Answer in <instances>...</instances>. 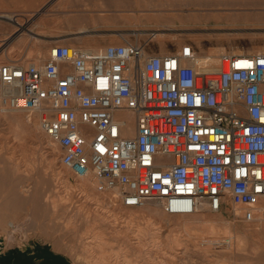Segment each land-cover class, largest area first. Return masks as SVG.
I'll return each instance as SVG.
<instances>
[{
    "label": "built area",
    "instance_id": "obj_1",
    "mask_svg": "<svg viewBox=\"0 0 264 264\" xmlns=\"http://www.w3.org/2000/svg\"><path fill=\"white\" fill-rule=\"evenodd\" d=\"M220 62L201 72L190 44L171 55L131 42L56 44L40 63L0 64V105L37 114L62 165L119 190L126 207L158 202L191 215L232 206L252 223L264 206V54Z\"/></svg>",
    "mask_w": 264,
    "mask_h": 264
},
{
    "label": "rangeland",
    "instance_id": "obj_2",
    "mask_svg": "<svg viewBox=\"0 0 264 264\" xmlns=\"http://www.w3.org/2000/svg\"><path fill=\"white\" fill-rule=\"evenodd\" d=\"M0 15L17 16L19 20L16 24L0 18V64L20 60L40 63L48 59L50 48L56 44L97 50L131 42L144 45L148 54L160 55L175 54L190 44L203 64L208 56L264 51V0H0ZM30 18L34 19L33 32L42 40L37 52L31 50L30 33H20ZM1 111L0 105V175L6 180L0 178V191L36 190L43 199L41 205L53 208L56 204L57 208L49 212L40 209L41 216L35 219L26 210L4 208L0 216V259L20 252L25 258L17 255L13 264H43L48 254L65 264H86L75 255L84 251L81 237L86 236L79 232L94 214L101 220L105 238L117 248L108 230L114 224L124 225L121 212L127 215L139 209L126 207L122 201L113 207L103 197L111 191L102 182L97 191L82 189L70 171L67 185L46 160L47 143L55 145V153L61 158L59 146L41 131L43 143L28 124L10 121ZM145 216L134 221V229L147 224L158 232L162 249L173 257L163 264H264V210L260 216L262 229L253 233L245 231L248 224L232 206L219 213L210 212V217L224 221L217 228L198 215H189L207 231L206 235L198 231L188 235L177 222L169 221L171 215L162 206L156 214ZM225 228L238 238L235 250L220 247L219 238L227 236ZM8 230L15 237L12 244L7 240ZM54 239L63 243L58 242L60 250L55 248ZM177 243L180 246H175ZM65 246L74 250L73 256ZM159 255L153 252V264H158Z\"/></svg>",
    "mask_w": 264,
    "mask_h": 264
},
{
    "label": "bare ground",
    "instance_id": "obj_3",
    "mask_svg": "<svg viewBox=\"0 0 264 264\" xmlns=\"http://www.w3.org/2000/svg\"><path fill=\"white\" fill-rule=\"evenodd\" d=\"M37 16H41V14H37ZM0 18L5 19L12 23L19 24L18 22L19 20L17 19V16L0 15ZM33 21L34 19L30 18L28 24L26 26L21 27L20 33L21 32L30 33V37L33 39V43L31 44V50H33L34 52H37L38 51L37 45L39 43H42V40L38 38L39 34L33 32V29H34ZM20 33H18L15 37H13L11 41H13ZM22 41L24 40H21L20 43ZM258 54H264V51L259 52ZM208 58H210V64L208 63ZM208 68L211 69L212 71H218L221 68H223L222 63L220 62V56H217V57L208 56L205 58V64L200 63L199 70L200 71L203 70L201 72L206 71ZM215 68H217L218 70H215ZM1 112L2 114H4L3 116L9 119L10 121H14L17 123L25 122L26 124H28L34 133H36L37 135H40V138L43 141V143L45 142V137L41 133L40 119L37 114H29L24 111H1ZM134 133H135L134 125H130L127 129V135L132 136ZM45 148L47 149L46 150L47 164L50 167H53L56 174L60 176L62 180L68 185V181H70L69 172H68L69 170L62 165L61 158L57 156V154L55 153V145L52 143H47ZM2 176L3 175H0V178L3 180V178L5 177H2ZM78 186L82 189L89 188L90 190L97 191L101 189V182L99 180H95L93 177H90L87 179L79 180ZM110 191L111 192L104 193L103 197L106 200V202L109 201L113 204L112 205L113 207L114 205L116 207V205L118 203H121L122 201L121 194L119 190L117 189L110 190ZM42 200L43 199H41L38 196L36 190L35 191H25L19 188H14V189L9 188L8 190L0 191V216L2 215L1 211L4 210V208L6 207L14 208L15 209L14 212L17 211V209L26 210L27 214L30 215L32 219H35L37 217L40 218L41 215L38 213L40 209H43L44 211L49 212L53 210V208L54 209L57 208L56 204L53 205V208L49 205L48 206L41 205L40 202ZM161 206L162 204L158 202H149L145 207L136 208L139 210H136V211L132 210L130 214L126 215L125 213H123L124 211L121 212V218H123L125 222L124 225L120 226L118 224H114L113 227L108 230L110 231L109 234L113 236L114 238L113 241L117 242L118 244L117 248L113 246L114 243L110 239L105 238L104 236L105 233L101 232V227H100L101 220L98 217V214H94L93 217L90 218V220L85 222V224L88 226H86V228H82V230H80L79 232L81 234H84V236H86L85 238L81 237V240L83 242L84 251L82 254H76L75 258L78 261L84 260L86 264H153L154 262H156V259H153V252H159V254L162 256L161 258L157 260L158 264L165 263L168 257H172V255L170 256L166 254L165 251L162 249V246L164 245L159 243V239L157 236L158 232L155 229L153 230L151 226L147 224L146 225L144 224L141 227L138 226L137 229L136 228L134 229L135 220L137 219L142 220L144 217H146L145 215L151 216L152 214H156L157 212L160 211ZM263 210H264V206H263L261 213L257 215L254 222L252 223L246 222L248 224L245 227L246 232L253 233V232H257L258 230L262 229L263 225L261 223L260 216ZM234 211L238 215H240V212L236 207H234ZM209 214H210V211L208 210V208H206L205 210L201 212H197L191 215H196V216L198 215L201 218V220H203L204 222H207L208 224L212 226H215L216 228L221 223H224V221L219 220V218L217 217H210ZM168 217H169V221L174 220L175 222H177L178 225L182 226L188 235H191L195 231L201 232L202 235H206L207 233V231L200 228L199 224H197V222L193 220L189 215H171ZM195 219H199V218L197 217ZM11 227L15 228L13 223H11ZM227 228H225V234L227 236L223 238H219V241L221 243L220 247L225 245V246H229L233 250L234 248H237L239 246V241L236 236H231ZM41 230H43V228H41ZM7 232H8L7 240L10 244H12L15 240V237L13 236V232L9 230ZM44 234H46L45 231H44ZM53 242H54L55 248L60 250L61 247L59 248L60 243L58 242H61V240L54 239ZM175 246H180V244L177 243V245ZM227 248L228 247H226V249ZM66 252L67 253L69 252L72 256L74 254V250L70 249L69 247L68 249L66 248Z\"/></svg>",
    "mask_w": 264,
    "mask_h": 264
},
{
    "label": "trees",
    "instance_id": "obj_4",
    "mask_svg": "<svg viewBox=\"0 0 264 264\" xmlns=\"http://www.w3.org/2000/svg\"><path fill=\"white\" fill-rule=\"evenodd\" d=\"M17 255L22 257V259L25 258L20 252H17ZM17 255L14 252L11 255L7 256L6 258L0 259V261H1V263H4V264H13L14 259H16ZM30 260H32V262H34L33 259H30ZM32 264H34V263H32ZM43 264H65V263L63 260H61V258L54 257L51 254H48V257Z\"/></svg>",
    "mask_w": 264,
    "mask_h": 264
},
{
    "label": "snow or ice",
    "instance_id": "obj_5",
    "mask_svg": "<svg viewBox=\"0 0 264 264\" xmlns=\"http://www.w3.org/2000/svg\"><path fill=\"white\" fill-rule=\"evenodd\" d=\"M242 64L244 66H246V67H249V68L252 67V65L249 64L248 61H242ZM237 67H241V64H237ZM197 103H199V99L198 98H197ZM100 151L103 152V151H105V149L101 148ZM166 183H167V181H166Z\"/></svg>",
    "mask_w": 264,
    "mask_h": 264
},
{
    "label": "crops",
    "instance_id": "obj_6",
    "mask_svg": "<svg viewBox=\"0 0 264 264\" xmlns=\"http://www.w3.org/2000/svg\"><path fill=\"white\" fill-rule=\"evenodd\" d=\"M228 208V207H227Z\"/></svg>",
    "mask_w": 264,
    "mask_h": 264
}]
</instances>
